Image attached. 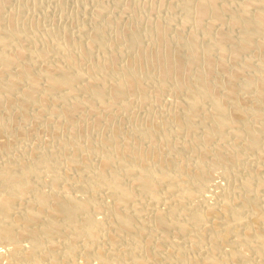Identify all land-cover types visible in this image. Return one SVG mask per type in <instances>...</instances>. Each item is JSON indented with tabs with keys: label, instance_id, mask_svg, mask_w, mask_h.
I'll return each instance as SVG.
<instances>
[{
	"label": "bare ground",
	"instance_id": "6f19581e",
	"mask_svg": "<svg viewBox=\"0 0 264 264\" xmlns=\"http://www.w3.org/2000/svg\"><path fill=\"white\" fill-rule=\"evenodd\" d=\"M10 1L0 109L16 111L0 117V246L11 248L0 264H75L79 244L96 264H264V0H98L79 21L90 35L17 18ZM110 5L125 17L107 18ZM126 97L141 106L131 124L150 117L135 136L98 120L130 116ZM99 127L109 130L93 141ZM41 130L78 133L51 141L66 152L52 160V148L24 147L45 144ZM13 140L22 154L6 152Z\"/></svg>",
	"mask_w": 264,
	"mask_h": 264
},
{
	"label": "rangeland",
	"instance_id": "374dc122",
	"mask_svg": "<svg viewBox=\"0 0 264 264\" xmlns=\"http://www.w3.org/2000/svg\"><path fill=\"white\" fill-rule=\"evenodd\" d=\"M125 1H128V0H125ZM27 3V4H26ZM97 5H98V0H11L10 2H9V4H8V7H12V9H13V11H15V15H16V17L17 18H19V17H32L33 19H34V17L36 16V17H41L42 15L44 16L43 17V21L41 20L40 21V27H42L43 26V28H46V29H50L51 27H53V28H57V27H59V28H62V27H65L67 30H69L70 32L72 31L73 32V30L75 31V29L77 28H81V30L85 33V34H87V35H90V26H89V24H84L83 26L80 24V22L84 19V18H86V17H88L87 16V14L89 13V14H91L94 10H95V8L97 7ZM7 7V8H8ZM116 8V9H115ZM137 9L138 10H134V9H132V13H147L148 11H150L149 10V7H147L146 6V8H145V6H141L140 8H138L137 7ZM142 9V11L140 12V10ZM145 9H146V11H145ZM165 12V9H161V14H163ZM46 13H48V14H46ZM82 13V14H81ZM134 13V14H135ZM85 14H86V16H85ZM88 14V15H89ZM33 15V16H32ZM84 15V16H83ZM118 15H120V16H122L123 18L125 17V15H126V13H122L121 12V10L120 9H118V7H114V6H112L111 7V5H110V7H109V10H108V14H107V18H108V16H109V18L110 17H114V16H118ZM82 16V17H81ZM35 17V18H36ZM81 17V18H80ZM84 17V18H83ZM47 18H49L48 20H47ZM50 18H52V19H50ZM79 18V19H78ZM75 19H77L76 21H78V24L76 23V21H75ZM51 22H50V21ZM73 20H74V22H75V24H73L74 22H73ZM81 20V21H80ZM54 21V22H53ZM80 21V22H79ZM75 25V26H74ZM79 25V26H78ZM81 26V27H80ZM49 27V28H48ZM68 27V28H67ZM76 27V28H75ZM89 28V29H88ZM85 29H86V31H85ZM89 30V31H88ZM162 95H164V94H162ZM126 100H128V97H126L125 98ZM130 99V98H129ZM133 100V99H132ZM132 100H128V103H127V110H128V112L129 111H132V114H130V116H128V115H126V113L125 114H120V115H123L122 117L119 115V114H117V113H115V114H111V116H109V115H105V116H102V117H99L98 118V120H99V122H101V123H104V124H108V125H116L117 127L120 125V124H124V121H125V124L122 126V125H120V127H118V131H119V134L120 135H124L125 134V131H126V134H128V132H129V130L130 131H132V134L135 136L136 134H139V132L141 131V130H145L146 129V122L150 119V117L149 116H142V118H141V116L140 115H136V118L138 119V121H137V119H136V125L135 124H131V122L132 121H135V119H134V117H135V114L136 113H138V110H140V108L139 107H141L140 106V104H138V102L136 101V100H133L136 104H134V102L132 101ZM133 102V103H132ZM130 104V105H129ZM139 106V107H138ZM15 107V109H13ZM11 107H7V108H5V110L4 109H0L1 110V112H0V117L2 118V117H4V114H5V116H7V114H8V116H11V115H13V114H15V111H16V106H13L11 109H10ZM6 109H9V110H6ZM133 109V110H132ZM11 110H13V111H11ZM137 111V112H136ZM2 112H5V113H2ZM14 112V113H13ZM2 114H3V116H2ZM134 114V115H133ZM115 115H116V117H115ZM124 115H126V117H127V119H122V118H126ZM134 117H133V116ZM132 116V117H131ZM114 117V118H113ZM121 117V118H120ZM89 117H87V119H88ZM105 118V119H104ZM110 118V119H109ZM133 119V120H130V119ZM144 118V119H143ZM146 118V119H145ZM148 118V119H147ZM112 119H115V120H112ZM118 119H119V122H120V124H119V122H118ZM122 119V120H121ZM106 120V121H105ZM130 120V121H129ZM129 121V122H128ZM143 122V125H141L142 127H140V124H142V122ZM28 122H30V121H27V122H23V123H21L20 125H22V126H20V128L21 129H26L27 130V127H30V125L32 124L33 126H31V127H36V128H39L40 126V124H38V122H31L30 123V125H28L27 123ZM123 122V123H122ZM127 122V123H126ZM141 122V123H140ZM36 123H37V125H36ZM118 123V124H117ZM145 123V124H144ZM35 124V125H34ZM127 124H130V125H132L131 127H132V129H131V127L129 126V125H127ZM27 127H26V126ZM139 125V126H138ZM26 128H25V127ZM39 126V127H38ZM143 126H144V128H143ZM24 127V128H23ZM123 129H122V128ZM133 127H134V132H133ZM100 129H98V128H96V131H90L91 133V135H92V138H93V141L95 140V138H96V134H101L102 132L105 134L106 132H108L107 130H109V129H105V128H103V127H99ZM121 128V129H120ZM141 129V130H139V129ZM12 130H14L13 128H11ZM105 131H104V130ZM129 129V130H128ZM97 130H99V131H97ZM101 130V131H100ZM71 131H74V130H71ZM88 131V130H87ZM80 132L79 134H81L82 133V140L84 141V144H89V143H92L93 141H92V138L90 137L91 135L88 133V132ZM137 131V132H136ZM76 132V133H75ZM95 133V135L93 136V134ZM123 132H124V134H123ZM49 133V132H48ZM46 131H44V130H41V132L40 133H38V136H40V138H41V141H43L44 142V140H45V142L47 143V142H49L50 141V143H48V144H46L45 142V144H43V145H41L40 146V144L35 140H33L32 138H28V140L27 139H25V146L24 147H26L28 144L27 143H29V145H30V143H31V145H39L38 147H40L41 149H50V148H52V150H54V151H56V152H58V154L56 153V152H54V151H52V154L54 155H52L51 157H52V160H55V159H58L57 157H65L66 156V152L65 151H58L59 150V148L57 149V150H55L56 149V145H57V143H58V140L60 139V138H65L64 136H66V137H69V136H71L72 134H77L78 133V130H75L74 131V133L72 132V134H69L68 132L66 133L65 131H63V132H60L59 134H58V140H57V137H55L56 136V134L55 135H53V134H48ZM65 135H64V134ZM93 133V134H92ZM102 133V134H103ZM135 133V134H134ZM66 134H69V135H66ZM43 135H45V136H43ZM49 137H48V136ZM60 135V136H59ZM62 135V136H61ZM85 135V136H84ZM10 137L8 134H4L3 135V137H1V140L2 139H4L5 140V138H6V140H11L10 138H8V137ZM47 136V137H46ZM53 136V137H52ZM44 137V138H43ZM88 137V138H87ZM48 138H49V141H47L48 140ZM84 138V139H83ZM91 139V140H87V139ZM54 139H55V141L57 142H51V141H54ZM14 141V142H13ZM12 142H13V145H14V147L15 146H17V148H14L13 146H12V148L13 149H16L15 151L11 148L10 150H9V152L8 151H6L7 153H9V154H11V155H13V152H14V155H18V154H22V152H24V150H22V149H19L18 150V148L20 147L19 146V142L18 141H16L15 142V140H13ZM28 141V142H27ZM32 141H34V143L32 142ZM83 141H81V142H83ZM88 141V142H87ZM92 141V142H91ZM37 144H36V143ZM53 146H52V145ZM52 147H51V146ZM42 146H43V148H42ZM47 146H49V148L47 147ZM47 147V148H46ZM54 147V148H53ZM44 149V150H45ZM22 151V152H21ZM17 152H19V153H17ZM21 152V153H20ZM61 152V153H60ZM65 152V153H64ZM60 153V154H59ZM63 155V156H62ZM56 157V158H55ZM220 170V171H219ZM222 170L221 169H216V170H214V171H212V175H213V179H214V181H213V183L215 184H221L220 182H223V178H222V172H221ZM220 173H221V177H220ZM73 175V174H72ZM215 176V177H214ZM222 179V180H221ZM66 188H67V191H66ZM75 188V189H74ZM76 186H68V187H64V188H61V191H63L66 195H69V196H72V195H75V196H82L81 198L82 199H88V198H90L91 196H92V194L91 193H88V192H86V194L83 192V191H81V192H78L77 190H76ZM70 189V190H69ZM71 189H72V191H74L73 193H72V191H71ZM69 190V191H68ZM76 190V191H75ZM66 191V192H65ZM70 191H71V193H70ZM213 191H215V190H213ZM206 193H204V194H208L207 196H210L209 194L210 193H208L207 191H205ZM68 193V194H67ZM70 193V194H69ZM79 193L80 194H82V195H79ZM72 194V195H71ZM89 196H88V195ZM85 195V197H83ZM87 195V196H86ZM205 195V196H206ZM206 196V197H207ZM210 203H211V201H209ZM149 203H150V206L152 207V203L151 202H148L147 200H145V199H143L142 198V200L140 199L139 200V205L140 206H145L144 208H146L147 210H149V208H151L150 206H147V205H145V204H148L149 205ZM97 217L99 218L100 217V214L99 213H97ZM100 218H102V217H100ZM19 238H21V237H19ZM17 239V241L16 242H19V243H22V241H23V243H22V246H25V243H27L26 245H30L29 243H28V239L25 237V239H24V237H22L21 239H23L22 241L20 240V239ZM18 240H20V241H18ZM103 242V239H102V241H101V243ZM18 243V244H19ZM100 243V244H101ZM99 244V247H103L104 246V244L102 243V245H100ZM20 245V244H19ZM106 245V244H105ZM7 246V247H6ZM3 247V248H2ZM25 247H29V246H25ZM82 246L79 244L78 246L76 245V248L74 249V251H75V257L74 258H76V259H78V260H74V262H75V264H80L81 262V264H96V261L93 259H90V258H86V257H84L83 256V253H86L87 252V250H88V248H86V247H82V251H81V248ZM10 249L11 248V246L9 245H5V247H4V245H2V246H0V251H4V249ZM77 248H79L78 250H76ZM86 248V250H84ZM91 248V247H90ZM2 249V250H1ZM78 253H77V252ZM81 251V252H80ZM81 253V254H80ZM77 254H80V255H77ZM85 258V259H84ZM81 259V260H80ZM88 260V262L87 261H83V260Z\"/></svg>",
	"mask_w": 264,
	"mask_h": 264
}]
</instances>
